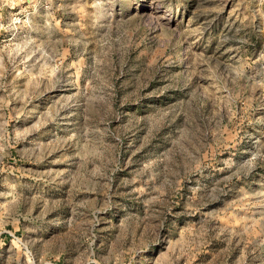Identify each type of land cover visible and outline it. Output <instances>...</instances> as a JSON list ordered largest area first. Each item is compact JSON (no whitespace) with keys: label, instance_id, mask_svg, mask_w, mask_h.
Here are the masks:
<instances>
[{"label":"rangeland","instance_id":"rangeland-1","mask_svg":"<svg viewBox=\"0 0 264 264\" xmlns=\"http://www.w3.org/2000/svg\"><path fill=\"white\" fill-rule=\"evenodd\" d=\"M0 264H264V0H0Z\"/></svg>","mask_w":264,"mask_h":264}]
</instances>
